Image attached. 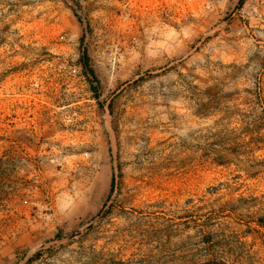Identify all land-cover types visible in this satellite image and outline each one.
<instances>
[{"label": "rangeland", "instance_id": "rangeland-1", "mask_svg": "<svg viewBox=\"0 0 264 264\" xmlns=\"http://www.w3.org/2000/svg\"><path fill=\"white\" fill-rule=\"evenodd\" d=\"M222 261L264 264V0H0V264Z\"/></svg>", "mask_w": 264, "mask_h": 264}, {"label": "trees", "instance_id": "trees-1", "mask_svg": "<svg viewBox=\"0 0 264 264\" xmlns=\"http://www.w3.org/2000/svg\"><path fill=\"white\" fill-rule=\"evenodd\" d=\"M82 60H81V62H82V65H83V69H84V71L87 73V75L90 77V78H92V79H96V76H95V73H94V71L90 68V65H89V60H88V56H87V54L85 53V52H83V55H82V58H81ZM96 81V80H95ZM113 186H114V179H113V181H112V188H113ZM218 264H228V263H226V262H221V263H218Z\"/></svg>", "mask_w": 264, "mask_h": 264}]
</instances>
